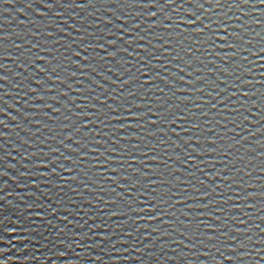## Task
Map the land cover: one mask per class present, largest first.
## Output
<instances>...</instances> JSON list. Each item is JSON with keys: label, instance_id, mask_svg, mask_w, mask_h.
I'll use <instances>...</instances> for the list:
<instances>
[{"label": "water", "instance_id": "1", "mask_svg": "<svg viewBox=\"0 0 264 264\" xmlns=\"http://www.w3.org/2000/svg\"><path fill=\"white\" fill-rule=\"evenodd\" d=\"M0 264H264V0H0Z\"/></svg>", "mask_w": 264, "mask_h": 264}]
</instances>
